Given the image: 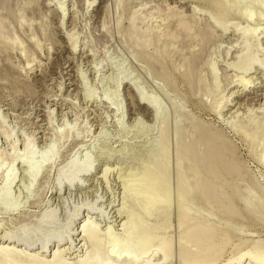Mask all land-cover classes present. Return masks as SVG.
I'll return each mask as SVG.
<instances>
[{"label": "rangeland", "instance_id": "1", "mask_svg": "<svg viewBox=\"0 0 264 264\" xmlns=\"http://www.w3.org/2000/svg\"><path fill=\"white\" fill-rule=\"evenodd\" d=\"M263 125L264 0H0V248L77 264L89 223L110 263L264 257ZM212 132L241 172L210 194Z\"/></svg>", "mask_w": 264, "mask_h": 264}, {"label": "bare ground", "instance_id": "2", "mask_svg": "<svg viewBox=\"0 0 264 264\" xmlns=\"http://www.w3.org/2000/svg\"><path fill=\"white\" fill-rule=\"evenodd\" d=\"M224 14H227V11H225ZM239 66H241V65L240 64L235 65L236 68H238ZM136 91L137 92H134V93L137 96V100H138L139 104L144 105L145 108L150 112V114L152 115V117L153 118L155 117V119H156L158 117L159 111H160L159 110V106L154 101H152V100L144 97L143 94L140 91H138V90H136ZM219 104H220V102H219ZM219 104H218V106H219ZM252 121L253 120H251V122ZM251 124H253V122ZM255 124L256 125L254 126V128L257 126V122ZM258 124H260V123H258ZM251 127H253V126L251 125ZM261 128H263L262 130H264V127L261 126ZM256 129H258V127ZM199 131L201 132L202 130H199ZM258 131H260V127H259V130ZM206 133H207V131H206ZM212 133H211V135H209L210 134L209 133L208 134L209 136L207 135L208 137L205 134H204L205 136L203 135L204 137H207L205 139H206V143H208L207 150L206 151L202 150V153H203V151L205 153H203L201 155L198 154L197 150L195 149V147L198 144V142H197V144L195 143L196 145H192L191 148H190V144H189V146H188L189 148L186 149V150H184V149L183 150H184V152L185 151H188V154L190 156L189 157L190 159H191V154L190 153H193L194 154L193 155L194 162L191 159V161H192L191 164L194 163L192 169H193V171L196 172V173L195 172H193V173H195V175L196 176L198 175V177H199V179L197 178L198 180L195 181L196 180L195 179L196 176L195 177L193 176L194 179H195L193 181H195V183L193 184V186L191 188L192 189H195V190H205V192H207L208 190L210 192L212 190L211 192L215 193L214 192L215 191L214 189L218 185V184L217 185L215 184L216 183L215 180H217V178L219 176L221 178H224L225 177V178L234 180V176L235 175L236 176H238V175L240 176L239 172H241V171L239 170V168L234 163L235 161L233 162L232 155H231L230 151L223 145V142L220 140V138H218L217 135H215V133H213V135H212ZM257 136H259V134L257 135V131L255 130V132H254V130H253V132H251V135L250 136H245V137L250 141L251 139H256ZM202 137H200V138H202ZM205 139H202V140L205 141ZM206 143H205V146H206ZM186 146H185V148H187ZM193 146H195V147H193ZM200 153H201V149H200ZM184 154L185 155H188L187 153H184ZM185 155H184V157H185ZM187 158H186V162H187V160L189 161V158L188 159ZM89 172H90V169H86L85 170V173H89ZM36 174L38 175V171H37ZM152 174H154V173H152ZM152 174H150L151 177H152ZM184 175H185V173L182 175L183 179H184ZM155 177L156 176H154V178H152V179L150 178V179L152 180V185L155 183V186H156V182L157 181H156ZM218 181H219V179H218ZM67 182H68L67 185L69 187H72L76 183V178L71 177V178L68 179ZM224 184H225V182H224ZM184 185H185L186 188L184 186H182V187H184L185 189H187L186 184H184ZM225 185H227V183ZM154 187H153V189H155ZM217 188L220 189V187H217ZM167 191H168V189H167ZM211 192H210V194H213ZM8 193L9 192H7V191L4 192V194L1 195V198L7 197L9 195ZM205 195L208 196V194H205ZM208 197L211 199L210 196H208ZM208 197H206V198L208 199ZM52 223H53V220L51 218L47 217V218H44L42 220L41 225L43 226V225H48V224H52ZM189 223H190V221H189ZM186 224H187V222H186ZM126 225H127V223H124V225H123L124 229L126 228ZM210 230H211V228L209 226H207V227L205 226L204 228H202V227L201 228H196V226H195V228H193L192 231L190 230L189 236L188 235L187 236L189 238H191V240H194V241L198 242V240L201 241V238L204 237ZM82 232L84 234V238L87 239V241H90L92 248H91V251L85 256V258L82 259V260H80L79 262H77V264H117V263H110L104 257L105 256L104 255L105 253L103 252L102 247H101V244H102L101 243V235L99 234L100 232L98 231L97 227L93 226L92 224L85 223V225L82 227ZM22 239H24V238H22ZM51 240L50 239H47V242H49ZM62 241H63L62 238L57 240V242H62ZM210 250H211V248H210ZM259 251H260V249H259ZM203 252H205V251H203ZM206 252L207 253H210L208 251H206ZM251 252L248 250V252L243 253V254L237 256L236 258H234L231 261L228 260L224 264H241V262H242V260H243V258L245 256H250L251 259H254V258L256 259L257 257H259V258L261 257L260 259H258L260 261L259 263L264 264V257L261 256L262 255V253H261L262 252V249H261L260 252H256L255 251V254H252ZM212 253H214V252H212ZM201 254L202 255H199L198 254L199 256L197 255L198 257H196V259L193 258V260H191L190 263L192 262L193 264H208L207 262H204V261H206L207 258L211 257L212 254H210L211 256H209L207 258H206L207 255L205 253L204 254L201 253ZM0 264H68V263H66L61 258L59 252H57V251L53 254V257H52V259L50 261H45V260H43V259H41L39 257L30 255V254H28L26 252H23L22 253V252H18V251H15L13 249H10V248H0ZM124 264H133V263L130 262V263H124ZM147 264H149V263H147Z\"/></svg>", "mask_w": 264, "mask_h": 264}]
</instances>
